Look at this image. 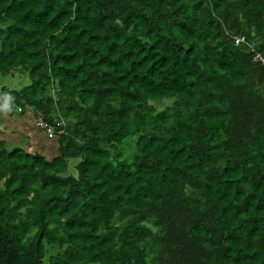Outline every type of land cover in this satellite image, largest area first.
I'll return each instance as SVG.
<instances>
[{"label":"trees","instance_id":"16d2710c","mask_svg":"<svg viewBox=\"0 0 264 264\" xmlns=\"http://www.w3.org/2000/svg\"><path fill=\"white\" fill-rule=\"evenodd\" d=\"M256 52L264 0H0V96L58 141L0 137V264H264Z\"/></svg>","mask_w":264,"mask_h":264},{"label":"crops","instance_id":"0c3cea01","mask_svg":"<svg viewBox=\"0 0 264 264\" xmlns=\"http://www.w3.org/2000/svg\"><path fill=\"white\" fill-rule=\"evenodd\" d=\"M5 107H8L5 109ZM0 111V137L7 140L9 145L20 144L30 151L40 152L48 158L58 154L57 137L50 138L47 133L36 124L33 112H13L10 101L2 98Z\"/></svg>","mask_w":264,"mask_h":264},{"label":"built area","instance_id":"2783aa9c","mask_svg":"<svg viewBox=\"0 0 264 264\" xmlns=\"http://www.w3.org/2000/svg\"><path fill=\"white\" fill-rule=\"evenodd\" d=\"M234 39L236 44L245 43L250 45L246 37L243 35H236L234 36ZM254 59L264 65V55L260 52L255 53ZM35 117L37 126L44 130L50 138L55 137L56 128L44 118L43 114L41 112H37Z\"/></svg>","mask_w":264,"mask_h":264},{"label":"rangeland","instance_id":"374dc122","mask_svg":"<svg viewBox=\"0 0 264 264\" xmlns=\"http://www.w3.org/2000/svg\"><path fill=\"white\" fill-rule=\"evenodd\" d=\"M31 83L30 77L27 75H9V76H4L0 78V87L6 85L9 86L10 88H22L28 84ZM4 96H0V101L2 100ZM13 112H18V110L14 109Z\"/></svg>","mask_w":264,"mask_h":264},{"label":"water","instance_id":"95a60500","mask_svg":"<svg viewBox=\"0 0 264 264\" xmlns=\"http://www.w3.org/2000/svg\"><path fill=\"white\" fill-rule=\"evenodd\" d=\"M8 107H5V109ZM5 112L4 111H0V116H2Z\"/></svg>","mask_w":264,"mask_h":264},{"label":"clouds","instance_id":"9594fccd","mask_svg":"<svg viewBox=\"0 0 264 264\" xmlns=\"http://www.w3.org/2000/svg\"><path fill=\"white\" fill-rule=\"evenodd\" d=\"M54 138V137H53Z\"/></svg>","mask_w":264,"mask_h":264}]
</instances>
